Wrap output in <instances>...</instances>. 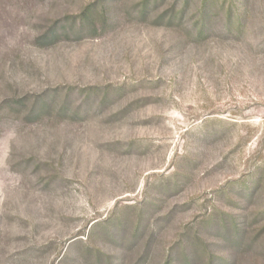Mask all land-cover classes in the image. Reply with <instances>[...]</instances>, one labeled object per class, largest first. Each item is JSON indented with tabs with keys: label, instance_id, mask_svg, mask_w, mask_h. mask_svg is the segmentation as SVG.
I'll return each mask as SVG.
<instances>
[{
	"label": "rangeland",
	"instance_id": "obj_1",
	"mask_svg": "<svg viewBox=\"0 0 264 264\" xmlns=\"http://www.w3.org/2000/svg\"><path fill=\"white\" fill-rule=\"evenodd\" d=\"M0 264H264V0H0Z\"/></svg>",
	"mask_w": 264,
	"mask_h": 264
},
{
	"label": "trees",
	"instance_id": "obj_2",
	"mask_svg": "<svg viewBox=\"0 0 264 264\" xmlns=\"http://www.w3.org/2000/svg\"><path fill=\"white\" fill-rule=\"evenodd\" d=\"M186 4H187V1H186ZM238 238H239V236H238Z\"/></svg>",
	"mask_w": 264,
	"mask_h": 264
}]
</instances>
